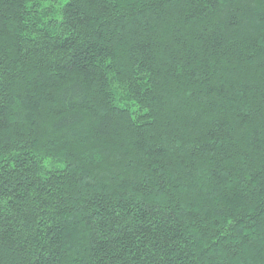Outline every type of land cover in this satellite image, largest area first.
Listing matches in <instances>:
<instances>
[{"label":"trees","instance_id":"16d2710c","mask_svg":"<svg viewBox=\"0 0 264 264\" xmlns=\"http://www.w3.org/2000/svg\"><path fill=\"white\" fill-rule=\"evenodd\" d=\"M0 264H264V0H0Z\"/></svg>","mask_w":264,"mask_h":264}]
</instances>
